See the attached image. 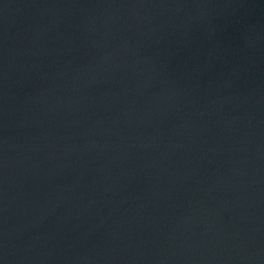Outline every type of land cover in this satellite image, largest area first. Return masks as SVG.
I'll list each match as a JSON object with an SVG mask.
<instances>
[{"label":"water","instance_id":"95a60500","mask_svg":"<svg viewBox=\"0 0 264 264\" xmlns=\"http://www.w3.org/2000/svg\"><path fill=\"white\" fill-rule=\"evenodd\" d=\"M0 264H264V0H0Z\"/></svg>","mask_w":264,"mask_h":264}]
</instances>
